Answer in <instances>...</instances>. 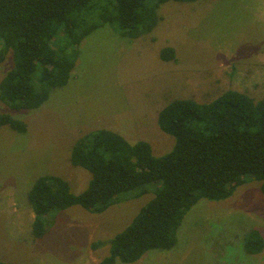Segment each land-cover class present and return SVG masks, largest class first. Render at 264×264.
Here are the masks:
<instances>
[{"label":"rangeland","instance_id":"obj_1","mask_svg":"<svg viewBox=\"0 0 264 264\" xmlns=\"http://www.w3.org/2000/svg\"><path fill=\"white\" fill-rule=\"evenodd\" d=\"M159 13L157 27L135 39L110 24L90 33L79 46L69 82L54 88L40 107L12 109L0 99V114L27 124L26 132L0 127V261L100 264L109 254L107 241L153 197L124 193L101 213L79 205L59 210L49 218L48 232L35 238L28 198L35 181L54 174L79 194L91 179L70 159L82 135L112 130L131 143L149 142L160 156L176 142L158 124L160 110L171 101L209 102L230 89L264 97V0H171ZM69 43L61 44L66 52ZM165 47L175 49V60L161 58ZM12 66L11 56L0 63V81ZM260 185L248 176L224 200L200 199L178 227L173 248L149 250L129 264H264V249L253 254L245 249L248 231L258 229L264 237Z\"/></svg>","mask_w":264,"mask_h":264},{"label":"trees","instance_id":"obj_2","mask_svg":"<svg viewBox=\"0 0 264 264\" xmlns=\"http://www.w3.org/2000/svg\"><path fill=\"white\" fill-rule=\"evenodd\" d=\"M168 1L0 0V63L13 59L0 81V99L12 109L40 107L54 88L69 82L85 37L105 24L129 39L151 33L162 20L160 6ZM65 40L73 45L68 52L61 46ZM160 56L172 61L176 51L165 47ZM158 124L176 139L173 149L160 156L154 155L149 142L131 143L108 129L79 137L70 159L89 171L91 179L79 194L72 192L68 180L54 174L35 181L28 193L35 213L34 237L48 232L49 218L59 210L79 205L101 213L121 194L138 197L152 192L132 223L107 241L109 254L100 262L129 264L149 250L173 248L178 227L200 199L224 200L248 176L261 182L264 195V97L256 100L230 89L204 103L176 99L160 110ZM2 126L27 131V124L10 113L0 114ZM247 233L246 251L261 252L262 234L258 229Z\"/></svg>","mask_w":264,"mask_h":264}]
</instances>
